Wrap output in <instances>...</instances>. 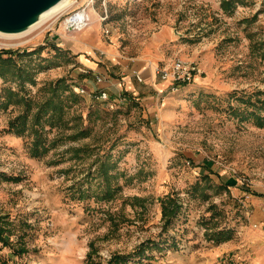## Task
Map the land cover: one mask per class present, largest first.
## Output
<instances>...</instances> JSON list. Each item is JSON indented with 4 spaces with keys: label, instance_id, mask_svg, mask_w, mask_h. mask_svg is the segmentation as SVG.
<instances>
[{
    "label": "rangeland",
    "instance_id": "obj_1",
    "mask_svg": "<svg viewBox=\"0 0 264 264\" xmlns=\"http://www.w3.org/2000/svg\"><path fill=\"white\" fill-rule=\"evenodd\" d=\"M221 1L69 0L28 35L0 37V50L51 60L25 90L65 76L81 98L70 113L90 129L33 157L29 137L5 131L18 107H0V217L9 241H0V264H109L114 254L123 260L112 264H249L255 251L264 254V127L238 113L248 96L264 99V0H234L227 11ZM80 11L96 19L78 29L68 19ZM97 12L108 28L99 44L85 34L97 30ZM169 14L174 22L161 24ZM160 33L181 39L184 56L159 53L152 39ZM177 58L202 73L174 88L166 80L160 92L153 73L148 91L96 98L97 63L122 77L141 60L161 69ZM143 77H131L136 88L151 84ZM18 84L0 78V90ZM81 146L78 155L71 150ZM105 155L116 163L107 179L95 161ZM106 181L119 187L107 201L98 199ZM166 194L181 203L167 226L158 201ZM222 230L229 239L217 242Z\"/></svg>",
    "mask_w": 264,
    "mask_h": 264
},
{
    "label": "trees",
    "instance_id": "obj_2",
    "mask_svg": "<svg viewBox=\"0 0 264 264\" xmlns=\"http://www.w3.org/2000/svg\"><path fill=\"white\" fill-rule=\"evenodd\" d=\"M234 0H222L221 8L224 11L233 9ZM35 52L1 49L0 50V78L3 83L8 81H17L18 89L12 86H4L0 90V107L7 109L9 106L18 107L19 111L8 119L5 131L14 133L17 136L29 137V153L33 157H41L47 154L52 148L56 147L66 139L77 140L90 134V129L81 124V114L70 113V109L80 102V96L72 86L67 83L65 76L57 77L45 81L33 94L25 90L24 82L35 84V75L41 70L49 67L50 59L39 58L33 60L32 54ZM26 60L24 62L23 59ZM264 60V55L262 56ZM21 61V63L19 62ZM126 93H123L125 95ZM245 103V109L238 112L240 119L254 118V123L258 127H264V99L256 98L253 102L251 97L242 100ZM250 107V110H248ZM234 110V109H233ZM92 115L89 111L87 116ZM86 146L71 148L78 155L84 151ZM109 155L98 156L97 174L107 179L108 169L116 163L109 165ZM198 186V183L192 186V189ZM118 186H112L105 182L101 189V196L98 199L110 200L118 191ZM202 197L207 194L202 191ZM135 201H143L141 198L134 197ZM161 206V215L163 224L167 226L172 222L181 209L180 201L172 194H166L158 198ZM5 218L0 217V241L5 245L9 243L4 237ZM226 232H215L216 241L229 239L225 236ZM20 252H25L24 247L19 248ZM123 257L114 254L109 259V264L122 262Z\"/></svg>",
    "mask_w": 264,
    "mask_h": 264
},
{
    "label": "crops",
    "instance_id": "obj_3",
    "mask_svg": "<svg viewBox=\"0 0 264 264\" xmlns=\"http://www.w3.org/2000/svg\"><path fill=\"white\" fill-rule=\"evenodd\" d=\"M91 15H92L91 16L92 19H96L95 14H93L91 12ZM105 19H106L105 15H99V13L97 12V30H96V28H93L90 31H88L86 33L83 32V33L87 34V36H96L97 35V43L99 44L101 42V39L99 36H102V31H108L107 30L108 28L107 29L102 28L101 22L104 21ZM174 19H175V16L169 14L167 16H164V20L161 21V24L173 23ZM106 26L107 25H105V27ZM173 32L175 33V29ZM83 33H79V34L82 35ZM161 35H162V33L157 34V35L153 36L154 38L152 39V43H153L152 46L155 49H157L159 51V53H161L163 55V53H164L163 51L165 50V51H168L166 53L170 54V52H171V54H174L176 57L181 58V55L184 56L185 50H187L188 48L184 43L181 42V39H179L176 36H163V35L161 36ZM110 49H111V51H113L115 53L118 52L117 46H113ZM115 53H113V54H115ZM145 55H148V54L142 53L140 56H145ZM168 60H170V58ZM141 61H142V63L141 62L138 63V66H137V69L138 68L139 69L138 70L133 69L132 72L139 73L140 76L142 77V81L144 78L143 77V73H144L147 77H149L150 80H148V82L151 83L150 85L143 87L144 89L141 88L140 86H138L136 88V86L131 82V77L134 78L132 72L129 73L128 71L127 72L122 71L121 74H124V76L118 77V76H116L118 74L114 70H112L108 73V71H105L106 70L105 68L99 67L98 63H97V76H101V78H102V81L100 82V85H102V86L100 89H105L106 91L108 90L109 92H113L114 95H118L119 97L121 94L126 93V92L134 94V93H138V92L143 93L144 91L150 90V87L155 85L154 80H152V77H153L152 75H154V74L156 75V73L154 72L156 69V66H154L152 59L141 60ZM189 61H192V60H189ZM117 64H118V62H117ZM200 68H201V66H200ZM91 69L94 70L93 68H91ZM201 70H202V68H201ZM142 81H140V82H142ZM161 82L163 84H160V86H159L160 88L159 87L156 88V86H154V89L158 90L159 92L162 90V87L164 85L167 86V83H168L166 80L165 81L163 80ZM136 89H137V91L135 92ZM248 258H249V264H264V254L261 252L255 251L253 256L248 257Z\"/></svg>",
    "mask_w": 264,
    "mask_h": 264
},
{
    "label": "water",
    "instance_id": "obj_4",
    "mask_svg": "<svg viewBox=\"0 0 264 264\" xmlns=\"http://www.w3.org/2000/svg\"><path fill=\"white\" fill-rule=\"evenodd\" d=\"M60 0H0V32L27 29Z\"/></svg>",
    "mask_w": 264,
    "mask_h": 264
},
{
    "label": "built area",
    "instance_id": "obj_5",
    "mask_svg": "<svg viewBox=\"0 0 264 264\" xmlns=\"http://www.w3.org/2000/svg\"><path fill=\"white\" fill-rule=\"evenodd\" d=\"M92 1V0H91ZM84 25V23H83ZM155 73L159 75L161 80H169V86L174 88L175 85L186 84L192 82L195 76L202 73V70L198 64L194 61H187L180 58L175 59L172 64L167 68L155 69ZM134 78L140 82L142 77L139 73L133 72ZM102 78L97 76V82H101ZM79 93L84 92L83 87H77ZM96 98L99 100H106L109 98V94L105 89H100L97 92ZM264 215V213H263Z\"/></svg>",
    "mask_w": 264,
    "mask_h": 264
},
{
    "label": "bare ground",
    "instance_id": "obj_6",
    "mask_svg": "<svg viewBox=\"0 0 264 264\" xmlns=\"http://www.w3.org/2000/svg\"><path fill=\"white\" fill-rule=\"evenodd\" d=\"M70 3H69V0H60L56 4L52 5L48 10L44 11L41 14L40 18L35 23H33L31 26H29L27 29L20 31V32H14V33L0 32V37L8 38V39L11 38V40L24 37L28 35L29 33H31L33 30L46 24V22L49 21L51 18H53L54 15L60 13L62 10H65L69 6ZM89 12L91 11H88V12L80 11V12L75 13L73 16H71L68 19L69 24L78 29L79 27L83 26V23L86 24L85 26H89L91 24V16H92L91 13ZM84 20H86L87 22H84ZM22 42H24V40L16 41V42L11 41L10 44L15 45V44H21Z\"/></svg>",
    "mask_w": 264,
    "mask_h": 264
}]
</instances>
